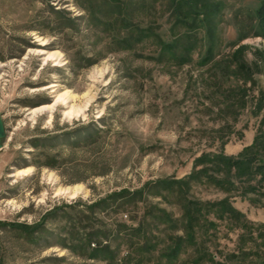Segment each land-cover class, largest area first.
I'll return each mask as SVG.
<instances>
[{
	"label": "rangeland",
	"instance_id": "obj_1",
	"mask_svg": "<svg viewBox=\"0 0 264 264\" xmlns=\"http://www.w3.org/2000/svg\"><path fill=\"white\" fill-rule=\"evenodd\" d=\"M261 1L207 0L220 8L212 42L206 27L176 22L168 0H0V264H163L189 201L224 199L243 219L208 216L215 227L196 235L212 259L204 264H264L259 177L215 172L232 185L224 190L205 178L182 192L154 186L211 168L201 157L235 158L264 131ZM136 30L150 37L138 41ZM188 38L196 48L186 61L180 48L181 62L161 52ZM240 46L243 67L231 61ZM121 190L142 195L118 209L106 198ZM144 221L139 250L102 237ZM192 259L185 252L177 264Z\"/></svg>",
	"mask_w": 264,
	"mask_h": 264
},
{
	"label": "trees",
	"instance_id": "obj_2",
	"mask_svg": "<svg viewBox=\"0 0 264 264\" xmlns=\"http://www.w3.org/2000/svg\"><path fill=\"white\" fill-rule=\"evenodd\" d=\"M171 15L174 14L176 17V22L181 23L184 27L188 29H195L197 27H206L207 28V37L210 38L213 42L212 28L211 23L212 19L218 14L220 8L218 4L208 3L207 0H168ZM122 6V5H121ZM124 8V7H118ZM129 6L125 5V9L129 11ZM129 16V13L126 12ZM127 17V16H125ZM127 19V18H126ZM125 19V21H127ZM256 36H261L264 38V0L261 1L260 5L256 10ZM128 25V31L132 32L134 30L132 25L129 24V21L126 22ZM132 28V29H131ZM137 31V30H136ZM138 38L140 41L144 38H149L150 36L145 32V30H138ZM133 33V32H132ZM245 36L240 38V41L244 39ZM189 39V38H188ZM178 48L181 49L182 55L181 59L186 61V57L189 56L191 52L196 48L195 40L189 39L185 45H183L179 41H174L172 45L162 46L161 52L167 54L170 60L179 61V57L177 55ZM245 47L240 46L231 56L232 63L236 65L244 66L243 61H241L243 52ZM259 63L262 64L264 68V50L262 52H256ZM206 58L204 60H209L212 55V49L210 47L207 48ZM208 57V58H207ZM181 62V60L179 61ZM243 65V66H242ZM258 68V67H256ZM247 74V73H246ZM247 76H249L247 74ZM249 77H243L244 80ZM246 83L247 81H243ZM263 112V116L261 119V125H264V95L261 96V101L257 107V112ZM197 162L199 164L208 163L211 165V168H203L198 171L196 174L188 176L187 179L182 181H163L157 182L154 184L155 188H165V190H169L168 192H173V188L178 187V191L182 192L183 187L185 189L188 188L189 181L200 180L205 178L210 184L223 189L225 188V184L232 186L225 179H217L213 175L215 172L226 175H230L232 171H234V176L238 179L242 178H258L259 182H264V131L258 136L255 137L254 142L251 146L244 148L237 157H228L224 156L222 153L218 155H214L213 157L205 156L198 159ZM211 174V175H210ZM252 190V188H250ZM226 190V189H225ZM142 194L139 191L134 193H130L127 190H121L118 192H114L109 195L106 199L111 201L122 203L119 204L118 209L121 208L124 204L127 203L135 204L138 202L139 197ZM210 214H214L215 218L218 220L228 219L232 222H235L239 225L240 220L243 219V215L239 213L236 209H234L227 199L221 200L217 203L213 204H198L195 202H190L184 207V216H183V235L182 237H174L171 239L170 243L166 245V249L161 254V262L163 264H177L179 262V257L182 253L191 251L193 253V259L191 264H204L211 262V256L208 255L205 247L197 242L196 235L198 232L202 231V227H215V224L212 221L208 220V216ZM156 219H158L162 223H167L169 227L173 228L175 226V222L172 221L171 217L164 212L156 211L155 212ZM154 216V218H155ZM47 216L44 217V219ZM144 223H139L135 228L132 226L127 227L126 225L118 226L117 229L114 230L113 234L111 232L103 235V238H107L109 235L114 236L115 238H120V236L124 237V239H128L129 244L133 245L139 250V243H135L134 241L138 238H143L145 232L143 228L145 226ZM206 225V226H205ZM27 229V227H24ZM29 229V228H28ZM123 233V235H122ZM97 233H93L89 236V243L93 241ZM101 234V233H100ZM144 248V247H143ZM143 248L140 251H143ZM96 255L105 254L104 251L96 250ZM180 263V262H179Z\"/></svg>",
	"mask_w": 264,
	"mask_h": 264
},
{
	"label": "water",
	"instance_id": "obj_3",
	"mask_svg": "<svg viewBox=\"0 0 264 264\" xmlns=\"http://www.w3.org/2000/svg\"><path fill=\"white\" fill-rule=\"evenodd\" d=\"M4 137H5V131H4V126H3V122H2V120H1V118H0V149H1V142H2V140L4 139Z\"/></svg>",
	"mask_w": 264,
	"mask_h": 264
}]
</instances>
